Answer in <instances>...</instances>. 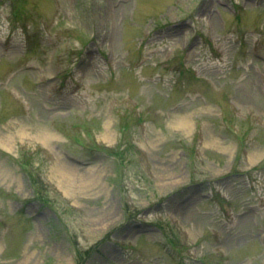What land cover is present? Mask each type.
Masks as SVG:
<instances>
[{"label":"rangeland","instance_id":"1","mask_svg":"<svg viewBox=\"0 0 264 264\" xmlns=\"http://www.w3.org/2000/svg\"><path fill=\"white\" fill-rule=\"evenodd\" d=\"M8 36L0 264H264V0H0Z\"/></svg>","mask_w":264,"mask_h":264},{"label":"bare ground","instance_id":"2","mask_svg":"<svg viewBox=\"0 0 264 264\" xmlns=\"http://www.w3.org/2000/svg\"><path fill=\"white\" fill-rule=\"evenodd\" d=\"M38 135H39V137H41V139L42 138H44V139H46V141H47V146H49V144H50V142H51V133H49V132H39L38 133ZM38 137V136H37ZM64 185H65V183H63ZM66 186V189H69L70 190V186H68L67 184L65 185ZM71 191V190H70Z\"/></svg>","mask_w":264,"mask_h":264}]
</instances>
